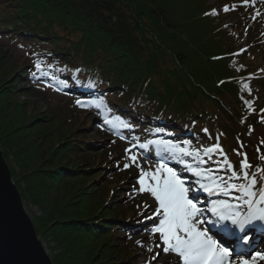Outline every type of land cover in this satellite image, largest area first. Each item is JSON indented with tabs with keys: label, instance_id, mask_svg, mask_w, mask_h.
Instances as JSON below:
<instances>
[{
	"label": "trees",
	"instance_id": "16d2710c",
	"mask_svg": "<svg viewBox=\"0 0 264 264\" xmlns=\"http://www.w3.org/2000/svg\"><path fill=\"white\" fill-rule=\"evenodd\" d=\"M206 2L0 0V42L30 44L29 57L12 65L11 50L0 49V147L27 208L40 212L32 218L38 236L54 244L53 264H133L143 249L140 236L154 228L146 216L155 207L140 198L139 169L122 157L120 142L129 133L139 141H193L199 129L188 128L212 118L216 93L232 94L235 79L218 66L223 53L215 50L228 43L216 38L219 24L207 30L202 22L216 21L205 15ZM24 81L31 87H19ZM38 83L83 106L53 105L33 88ZM22 93L43 95L48 112L31 110L34 100ZM106 109L120 115L122 126L96 119ZM240 110L239 118L247 115L245 105ZM215 112L234 118L222 104ZM225 140L217 133L192 143L208 149ZM182 158L209 164L202 156L175 162ZM136 236L134 246L126 242Z\"/></svg>",
	"mask_w": 264,
	"mask_h": 264
},
{
	"label": "rangeland",
	"instance_id": "374dc122",
	"mask_svg": "<svg viewBox=\"0 0 264 264\" xmlns=\"http://www.w3.org/2000/svg\"><path fill=\"white\" fill-rule=\"evenodd\" d=\"M195 1L197 2V0ZM187 2L192 4L193 0H187ZM206 5L208 7V13H211L213 9H215L217 13L216 15L210 16L211 18L214 17L216 20L210 25L206 17L202 16L201 20L205 24L206 29L208 30L209 27L214 28L219 24L220 26L217 32H215L217 35L216 38H220L221 42L225 41L228 43L226 48H215L218 52L223 53V57L217 59L218 63L221 64L218 66H227L228 74L233 76L235 80L229 83L232 86V94H230V97L221 91L217 92L216 96H214L217 103L211 108L213 109L211 110V114L212 112L214 113L212 114V118H206L204 122L201 120L202 123L195 121L188 130L192 131L193 127L199 129L198 131H194L196 134L194 135V139L201 137V135L212 136L217 133L219 136L222 135L223 139H226L225 142L223 141L224 144L220 142L214 144L219 145L220 149L223 150V154H221L220 151H214L204 156L207 148L203 147L201 149H196L195 144L192 143L194 139L193 141L186 140L185 142V140L180 141L173 136L167 137L165 135H156L151 139L147 137V140L139 141L132 135L133 133H129L127 137L122 138L123 140L120 142L122 157L128 156L130 158L131 156H135L137 158L135 165L139 169L138 180L140 178L141 169L145 171H155L160 164H165L177 171L184 180L185 186L190 189L189 197L193 198L198 207L203 209L202 218L204 220L212 219L209 214L212 212L211 209L213 205H218L222 201L232 205L242 202V200L238 201L237 199L238 197H242V193L235 190H228L226 184L238 185L247 183V181L243 179L232 177L233 171H235L237 175H240V162L245 156L247 157L248 163L252 166L250 169H247V171L256 173L257 175L258 183L256 188L259 189L264 187V179H261L259 172L260 169H264V159H261V157H264V121H262L264 112L261 111L264 109V0H249L248 4H245L243 0H207ZM226 5L229 6V11L223 10ZM0 43V49L11 50L12 54L9 60L11 65L22 62V59L30 55V44L24 42L23 39H18L13 42L11 39L3 37ZM218 44L219 42H216V45ZM234 53H236V55H234ZM244 84H247L248 87L244 88ZM25 86L31 87L28 81L19 84V87ZM225 86L226 85H224V87ZM33 88H37L38 91L47 92L46 95L50 96L53 105H61L71 100L76 101L75 98L65 96L63 92L60 93L54 89V87L47 86L44 83H38ZM42 96L43 95L34 96L31 93H22L20 97L22 100H34V103L30 106L31 110L37 109L43 112L46 111L47 113L46 103L42 99ZM241 97H243V99H241ZM244 101H249L250 106L245 104ZM220 103L225 108L229 109V114H233L234 118H229L225 114L219 116L218 113L215 112V110L220 108ZM244 105L247 108V115H241L243 118H239L237 114L238 112L241 113L240 107ZM105 111L107 114L104 119L96 118L101 124L108 125L113 123V125H118L119 123L120 126H122L120 115L117 112L107 109ZM215 123L217 124L214 125ZM142 126L143 125H140V128H143ZM93 128L94 126L92 125L90 135H92V137H97L96 132L92 130ZM225 130L231 133L233 136L232 140L227 137ZM134 133L137 134V132ZM170 133L173 132L170 131ZM138 142H143L146 145L141 151L136 149L138 148L136 146ZM244 143H246L248 148H241ZM129 149L130 151H128ZM181 149H183L184 152L192 153V155H184ZM181 155L191 158L190 160L194 162H197L196 159L198 156H202L203 158L201 160L209 162V164L192 166L183 158L179 163L175 162V156L181 157ZM225 156L231 164V168L224 163ZM211 161H213L212 164ZM193 170L201 172H205L206 170V172L204 176H197L194 174ZM207 176L214 177L215 183L207 179ZM202 183L213 189H216V185H219V189L214 190L211 194L203 190L194 191L195 189H199ZM140 196L149 207H155L152 208L153 211L146 216L147 218L153 217L157 207L154 197L147 191H140ZM24 206L31 218L34 212L40 215L36 207L28 209L25 203ZM242 211L246 212L247 209H242ZM151 221H154L156 226L159 222V218H153ZM258 222L264 229L263 221ZM226 225L231 227V223ZM200 227L207 229L206 223L200 225ZM247 227L248 229L252 228L251 225ZM247 234L251 235L252 239H258L259 245H261L257 247L253 242L250 245H245L242 242V245L247 248L245 250H239L238 247H236L235 253H241L245 257H250L257 252L264 253V237H258L251 232H247ZM126 235L133 234H128L127 232ZM136 238L139 237H131V239L126 240V242L132 243L133 245V243L136 242V240H134ZM140 238L142 239L141 245L143 249L140 250L141 252L138 253L136 257L132 258L133 264H182V261L176 254L171 252L164 253L162 251L163 244L160 240L159 233L154 234L151 230V232L143 233ZM42 242L48 254L52 255L53 252H51L52 250H50V247L54 244L51 243L47 245L45 241L42 240ZM157 244H159L160 247H157ZM149 248H152V251H149ZM157 253H159V255H157ZM153 257H155V259H153ZM256 264H264V260H257Z\"/></svg>",
	"mask_w": 264,
	"mask_h": 264
},
{
	"label": "snow or ice",
	"instance_id": "6c2138e0",
	"mask_svg": "<svg viewBox=\"0 0 264 264\" xmlns=\"http://www.w3.org/2000/svg\"><path fill=\"white\" fill-rule=\"evenodd\" d=\"M243 2L248 4L249 0H243ZM223 10L229 11V6L226 5ZM216 14L215 9L211 13H205V15ZM40 67L41 65L37 63L36 68L40 69ZM243 87L247 88L248 86L244 84ZM76 103L83 106V102L79 99ZM244 103L250 106L249 101H244ZM261 111L264 112V109ZM262 121H264V117H262ZM124 126L127 127V125ZM145 146L141 145V147ZM214 151H220L223 154V150L220 149L218 144L206 149L205 154H210ZM181 152L184 155H192V153L184 152L183 149H181ZM136 159L135 156L130 157L133 163L136 162ZM261 159H264V157H261ZM224 163L231 168L226 156ZM124 167L127 168L129 165L125 164ZM251 167L245 156L240 162V175L233 171L232 177L243 179L247 183L238 185L226 184L228 190L242 193V197L237 198L238 201L242 200V203L232 205L222 201L218 205H213L211 209L213 214L219 217V220H229L232 225L239 229L240 233H243V235L237 236V242L242 241L245 245L249 244L251 240V237L247 234L246 226L257 220L264 221V187L256 188L258 183L256 173L247 171ZM193 171L197 176H204L206 172V170L205 172ZM259 172L261 179H264V169H260ZM206 178L215 183L214 177L207 176ZM138 183L140 184L139 191L149 192L157 204L154 216L149 217V219L159 218L158 224L152 231L154 234L159 233L164 253L171 252L176 254L182 264H256L257 260H264V253L260 252L250 257L235 253V249L224 246L221 241L209 235L208 229L200 227L206 222L202 218L203 209L198 207L193 198L189 197L190 189L185 186L184 180L173 168L160 164L155 171L141 169ZM218 189L219 185H216V189H213L202 183L199 189L194 191L203 190L211 194ZM242 209H247V211L244 212ZM156 246L160 247L159 244ZM148 250L152 251V248Z\"/></svg>",
	"mask_w": 264,
	"mask_h": 264
},
{
	"label": "water",
	"instance_id": "95a60500",
	"mask_svg": "<svg viewBox=\"0 0 264 264\" xmlns=\"http://www.w3.org/2000/svg\"><path fill=\"white\" fill-rule=\"evenodd\" d=\"M0 264H53L0 147Z\"/></svg>",
	"mask_w": 264,
	"mask_h": 264
}]
</instances>
